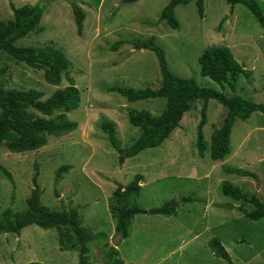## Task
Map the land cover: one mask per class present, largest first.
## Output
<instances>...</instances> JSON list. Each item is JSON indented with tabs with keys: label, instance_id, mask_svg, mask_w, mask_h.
Here are the masks:
<instances>
[{
	"label": "rangeland",
	"instance_id": "rangeland-1",
	"mask_svg": "<svg viewBox=\"0 0 264 264\" xmlns=\"http://www.w3.org/2000/svg\"><path fill=\"white\" fill-rule=\"evenodd\" d=\"M43 0H0V21L12 20L11 6L35 5ZM172 0H50L38 28L18 40L15 47L44 49L53 46L68 60L70 77L79 91L80 103L67 113L77 128L62 137H49L37 151L14 154L0 144V213L25 207L35 178L40 202L50 210L77 209L81 224L98 239L89 244V263L104 264V245L114 244L115 220L108 211L109 199L118 185L142 176L141 189L133 200L137 207L158 208L177 203L176 215H136L130 235L115 247L125 264H264V218L250 221L252 207L233 202L221 193V185L253 193L264 204V116L253 113L248 120L236 119L230 134L229 154L221 161L209 158L210 137L219 128L225 109L216 100L205 103L203 128L206 150L197 155L195 130L203 101L193 103L179 127L159 147L127 159L118 155L101 131L103 122L115 123L120 148L139 137L127 121L128 111L145 110L158 116L165 109L162 98L129 103L109 88L157 90L162 82L155 55L129 44L116 51L117 41L153 39L162 49L169 70L179 78L193 79L201 88L233 93L200 75L197 58L211 45L227 47L248 76L236 83L235 95L255 104L264 101V29L241 5L232 8L223 0H203L202 14L196 0L173 9L177 22L170 29L160 14ZM264 15V0H256ZM71 4L84 14L79 34ZM38 29H40L38 31ZM5 68L0 84L5 91L35 90L44 99L67 86L45 83L42 71L0 53ZM261 147V148H260ZM260 148V149H259ZM259 149V150H258ZM261 152L262 161L256 157ZM70 169L55 181L59 167ZM239 168L254 177L227 175L224 169ZM7 176L11 181L7 180ZM188 197L190 202L181 199ZM241 210V211H240ZM57 229L30 225L19 236L0 233V264H78L77 250L60 247ZM218 239L230 262L217 258L208 242ZM71 250V251H70Z\"/></svg>",
	"mask_w": 264,
	"mask_h": 264
},
{
	"label": "trees",
	"instance_id": "trees-1",
	"mask_svg": "<svg viewBox=\"0 0 264 264\" xmlns=\"http://www.w3.org/2000/svg\"><path fill=\"white\" fill-rule=\"evenodd\" d=\"M191 0H172L164 7L160 19L165 20L170 29L177 28L173 16V9L178 5H187ZM232 8L236 5L243 6L264 29V15L256 0H223ZM50 0H43L35 5H24L19 8L11 6L12 20L0 21V53L13 60L25 64L31 69L42 71L45 83L53 86L60 85L64 76L67 86L56 90L50 97L43 98V93L35 90L5 91L0 84V144L14 154L37 151L44 147L49 137L58 138L73 132L77 123L67 117V113L76 110L79 106V91L74 80L69 75L68 60L66 56L53 46L44 49L31 47H15V43L37 30L43 12L49 6ZM198 12L202 14L203 0H196ZM74 23L80 34L84 14L77 5L71 4ZM40 29H38L39 31ZM129 44L134 49H144L152 52L157 60L162 82L157 90L150 88L132 90L126 88H109L108 92H115L129 103L148 101L162 98L165 100V109L158 116H152L145 110L128 111L127 121L130 126L139 130V137L128 148H120L115 137V123L103 122L101 131L112 149L118 155V164L121 166L127 159L137 156L144 150L159 147L179 127L180 122L187 112L192 109L193 103L203 101L199 121L195 130V147L197 155L202 157L206 145L204 142L203 128L206 125L205 103L210 99L216 100L225 109L226 113L219 128L210 137L209 158L211 161L223 160L230 151V134L236 119L246 121L253 113L264 116V101L255 104L235 95L236 83L240 76L245 75L242 65L238 63L230 50L224 46L211 45L206 47L197 58L200 75L206 77L221 89L226 86L233 95H225L222 91L201 88L189 78L176 77L168 68L164 52L154 40L117 41L111 47L116 51L121 45ZM5 68H0V78ZM70 167L64 165L58 168L55 181H59ZM227 175L253 178L254 175L239 168L224 169ZM7 180L11 181L7 176ZM142 176L134 175L127 185H118L113 191L108 211L115 220L114 244L104 245L102 261L104 264H124L118 259L117 247L121 241L126 240L132 219L136 215H159L172 217L176 215L177 203L167 201L158 208L142 209L133 204L141 189ZM33 188L25 200V207L21 211L13 212L6 208L0 213V233H11L17 236L21 230L30 225L40 229H57L59 244H68L71 250L78 252V264L89 263V244L98 239L81 224L77 209L50 210L40 202V191L35 178L32 180ZM221 193L233 202L249 204L252 209L245 213L250 221L264 218V204L248 191L233 188L228 183L221 185ZM183 202L191 199L183 197ZM241 211V210H240ZM208 248L217 258L230 262L229 256L218 239L208 242ZM70 250V251H71ZM28 264H40L36 262Z\"/></svg>",
	"mask_w": 264,
	"mask_h": 264
},
{
	"label": "crops",
	"instance_id": "crops-1",
	"mask_svg": "<svg viewBox=\"0 0 264 264\" xmlns=\"http://www.w3.org/2000/svg\"><path fill=\"white\" fill-rule=\"evenodd\" d=\"M260 148H261V147H260ZM260 148H259V149H260ZM259 149H258V150H259ZM259 152H260V151H259ZM260 156H261V152H260L259 155L256 157V159H257L258 162L262 161V159H261ZM137 263H139V262H134V263H131V264H137ZM124 264H125V263H124Z\"/></svg>",
	"mask_w": 264,
	"mask_h": 264
},
{
	"label": "water",
	"instance_id": "water-1",
	"mask_svg": "<svg viewBox=\"0 0 264 264\" xmlns=\"http://www.w3.org/2000/svg\"><path fill=\"white\" fill-rule=\"evenodd\" d=\"M136 1H138V0H122V3L129 4V3H134Z\"/></svg>",
	"mask_w": 264,
	"mask_h": 264
},
{
	"label": "clouds",
	"instance_id": "clouds-1",
	"mask_svg": "<svg viewBox=\"0 0 264 264\" xmlns=\"http://www.w3.org/2000/svg\"><path fill=\"white\" fill-rule=\"evenodd\" d=\"M123 186V185H122Z\"/></svg>",
	"mask_w": 264,
	"mask_h": 264
}]
</instances>
